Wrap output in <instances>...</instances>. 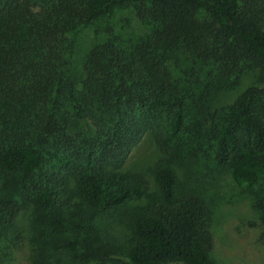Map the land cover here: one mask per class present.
<instances>
[{"label":"trees","instance_id":"obj_1","mask_svg":"<svg viewBox=\"0 0 264 264\" xmlns=\"http://www.w3.org/2000/svg\"><path fill=\"white\" fill-rule=\"evenodd\" d=\"M116 8L148 31L108 32L78 67L72 35ZM263 82L264 0H0V263L27 210L30 264H217L179 168L203 154L263 184ZM146 133L150 176L124 167ZM256 208L264 222V188Z\"/></svg>","mask_w":264,"mask_h":264},{"label":"rangeland","instance_id":"obj_2","mask_svg":"<svg viewBox=\"0 0 264 264\" xmlns=\"http://www.w3.org/2000/svg\"><path fill=\"white\" fill-rule=\"evenodd\" d=\"M110 31L130 42L144 35L148 29L137 19L133 9H114L72 35L76 41L74 62L78 67H81L91 48L102 43ZM180 63L182 67L187 66L184 57ZM251 81L252 78L245 77L234 91L218 99V105L233 102ZM159 159L160 152L153 137L151 133H146L129 153L124 167L150 176L151 166ZM179 173L187 177L195 193L204 198L212 209L214 261L217 264H264V222L256 208L257 194L264 188V181L253 188L238 186L229 175H219L203 154L186 160ZM30 213L24 211L18 222L19 246L12 250L2 246L4 264H30ZM116 231L122 236L126 234L124 227Z\"/></svg>","mask_w":264,"mask_h":264}]
</instances>
